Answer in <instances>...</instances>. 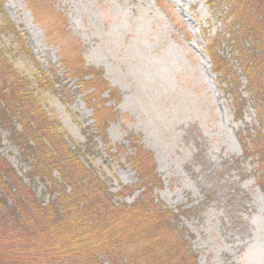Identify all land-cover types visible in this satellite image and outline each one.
I'll use <instances>...</instances> for the list:
<instances>
[{"label":"rangeland","instance_id":"1","mask_svg":"<svg viewBox=\"0 0 264 264\" xmlns=\"http://www.w3.org/2000/svg\"><path fill=\"white\" fill-rule=\"evenodd\" d=\"M3 1L0 9L25 33L31 51L0 31L7 57L34 84L41 71L51 76L54 87L38 91L39 101L72 146L86 150L95 135L84 159L116 200L132 204L143 195L139 188L118 194L122 185L140 182L127 159L134 132L153 153L162 178L153 191L155 201L178 214L173 223L183 228L197 264H264L261 170L243 144L244 139L251 144L250 134L259 127L257 110L243 79L247 103L242 117L235 115L233 93L207 53L208 41L228 28L227 7L215 0H37L35 11L26 0ZM3 21L0 10V25ZM220 47L232 56L226 41ZM65 54L99 69L109 92L121 95L102 93L121 115L107 129L109 145L115 146L111 151L97 135L84 98L90 90L70 75L62 63ZM11 135L0 125V171L17 173L46 206L55 195L48 183L31 178L30 162ZM12 204L9 198L5 214L0 210V259L24 263L31 246L15 236L30 230L9 217Z\"/></svg>","mask_w":264,"mask_h":264},{"label":"trees","instance_id":"2","mask_svg":"<svg viewBox=\"0 0 264 264\" xmlns=\"http://www.w3.org/2000/svg\"><path fill=\"white\" fill-rule=\"evenodd\" d=\"M36 1L26 0L32 10ZM215 1L227 7L225 19L231 20L224 35L208 41L207 53L219 78L233 93V107L239 117L247 103L241 90L243 79L247 80L259 127L254 136L250 134L251 144L245 139L243 144L245 153L258 159L259 182L264 192V0ZM3 4L0 0V8ZM0 10L4 16L0 31L12 34L21 50L30 54L25 33L18 30L3 8ZM37 17L41 20L40 14ZM224 41L232 56L220 50ZM69 57L65 54L62 63L72 77L90 90L84 98L92 107L97 135L111 151L115 146L109 145L107 129L111 120L121 115L108 105L110 99L102 97V93L108 90V97L118 95L119 99L121 95L116 89L109 92L99 69ZM35 80L34 84L15 67L0 44V125L10 129L14 144L30 162L31 178L48 183L50 194L55 195L42 206L22 177L3 167L0 188L8 193H0V210L5 214L6 204L13 198L10 207L14 212L7 214L30 230L19 232L15 238L28 243L31 250L24 263L0 259V264H197L183 228L174 224L178 214L155 201L153 191L162 178L156 159L141 143V136L129 134L134 151L127 157L140 182L122 185L118 194L123 197L124 192L139 188L144 189L143 195L132 204L119 202L98 171L84 159L87 149L95 146V135L86 150L72 146L38 99V91L47 90L49 85L54 87L51 76L41 71ZM120 152L117 148L116 153ZM3 160L0 156L4 165Z\"/></svg>","mask_w":264,"mask_h":264}]
</instances>
